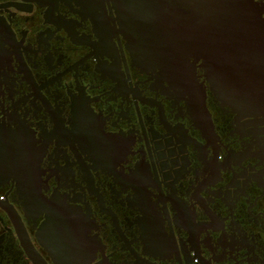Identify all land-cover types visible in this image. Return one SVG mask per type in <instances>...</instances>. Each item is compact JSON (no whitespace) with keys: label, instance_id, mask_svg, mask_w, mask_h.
Wrapping results in <instances>:
<instances>
[{"label":"flooded vegetation","instance_id":"flooded-vegetation-1","mask_svg":"<svg viewBox=\"0 0 264 264\" xmlns=\"http://www.w3.org/2000/svg\"><path fill=\"white\" fill-rule=\"evenodd\" d=\"M130 5L0 0V264H57L44 207L78 264H264V106L143 62Z\"/></svg>","mask_w":264,"mask_h":264},{"label":"water","instance_id":"water-1","mask_svg":"<svg viewBox=\"0 0 264 264\" xmlns=\"http://www.w3.org/2000/svg\"><path fill=\"white\" fill-rule=\"evenodd\" d=\"M143 62L179 68L201 53L227 80L219 91L242 107L264 106V18L252 0H129ZM38 236L57 264H78L75 214L44 207ZM72 215V216H70Z\"/></svg>","mask_w":264,"mask_h":264}]
</instances>
